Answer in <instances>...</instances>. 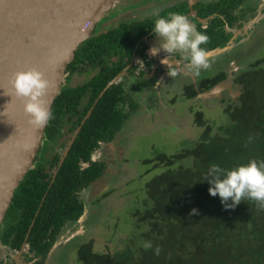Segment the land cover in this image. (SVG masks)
<instances>
[{"label":"trees","instance_id":"trees-1","mask_svg":"<svg viewBox=\"0 0 264 264\" xmlns=\"http://www.w3.org/2000/svg\"><path fill=\"white\" fill-rule=\"evenodd\" d=\"M241 2L215 0L194 7L198 19L214 16L205 29L197 22V31L210 38L202 48L211 51L225 47L229 36L224 27L232 26V22L225 24L220 16L235 18L232 13ZM172 13L187 15V2L150 19L120 23L100 34L92 31L67 68V74L91 72L92 76L77 86L62 85L51 107L54 118L44 130V147L62 136V132L69 136L81 125L99 94L130 64L132 56L140 58L150 71L152 63L145 54L144 38L150 33L154 37L156 18ZM137 68L133 65L123 79L133 77ZM144 74V70L138 72L139 79L131 90L142 92L152 86L156 78H145ZM233 76L236 96L228 97L224 108L230 117L228 124L212 133L198 114L199 126H205L203 136L191 149L174 157L160 156V164L166 170L146 184L147 201L143 210L135 213V237L112 253H96L92 242L84 243L75 250L80 264H264V209L245 200L234 209L225 210L220 197L209 194L211 185L205 180L212 165L231 170L252 160L264 161V59ZM224 79V73L203 79L197 85L198 91L189 84L186 97L193 99L210 91ZM124 84L120 81L112 85L98 100L54 179L57 155L52 157L49 167L34 164L26 173L0 227L4 243L18 249L28 234L30 251L44 260L63 226L83 214L84 204L78 195L104 170L102 164L91 162L93 151L101 143H111L138 109ZM249 135L255 139L245 147ZM185 159H191L189 166H173ZM85 164L87 168H83ZM192 209H198V214L190 215ZM145 242H151L153 248L145 250ZM156 246L161 249L159 256L154 254Z\"/></svg>","mask_w":264,"mask_h":264},{"label":"rangeland","instance_id":"rangeland-1","mask_svg":"<svg viewBox=\"0 0 264 264\" xmlns=\"http://www.w3.org/2000/svg\"><path fill=\"white\" fill-rule=\"evenodd\" d=\"M167 1L170 0H120L119 4L114 6L96 25L94 33H104L122 22L150 17L155 13L154 11L158 10L156 7L164 5ZM192 17L195 18L194 15ZM197 22L196 19L192 22L195 27ZM201 24L204 27L207 26L206 22ZM249 25L251 28L252 24L248 23L243 26V30L236 26L231 31L238 37H244ZM263 27L261 25L253 32L249 40L240 39V41L236 36L232 38L226 44V52L210 56L211 68L201 70L196 78L213 79L221 72L228 73L229 66L227 63L220 62L218 56L227 55L230 51H233L232 54L241 52L237 61L238 67L241 68L248 67L257 59L264 58ZM244 41V44H239ZM147 45L151 52L154 44ZM154 58L150 71H146L140 65L139 69L145 70V78L154 77L163 71L162 68L167 67L158 60L162 57ZM230 62L234 65V61ZM139 69L137 72L140 71ZM184 70L187 72L186 68ZM135 77H138L137 73L133 75V78L131 77V80L125 82V89L137 103L138 109L123 124L111 143L101 144L100 154L95 157V160L103 162L106 167L97 181L79 193V198L86 205L83 221L75 223L68 229L67 238L64 239L71 240V243L64 251L65 256H61V264H80L75 250L87 242H92L96 253H112L127 245V240L135 237V213L143 210L144 202L147 201L146 184L166 170V167L160 164V156L174 157L184 150L191 149L193 144L203 136L206 125L211 127L213 133L217 127L224 126L230 121L224 108L229 100L227 89L231 88V85L220 84L204 92L203 95L190 99L186 97V87L192 83V79H188L184 74L174 79L168 77L162 85L163 90L156 89L157 83L156 87L150 86L141 94L131 91V85L136 81L133 80ZM89 78L90 75L87 74L86 77L81 75L63 82L71 87L80 85ZM235 91L230 90V95L235 97ZM153 97L163 99H152ZM198 114L205 122L204 127L198 124ZM61 145L59 141H55L47 153L41 151L36 157V166L43 161V158H48L52 147L58 148ZM190 164L191 159H185L177 161L173 166L185 167ZM65 240L60 241L58 246Z\"/></svg>","mask_w":264,"mask_h":264},{"label":"water","instance_id":"water-1","mask_svg":"<svg viewBox=\"0 0 264 264\" xmlns=\"http://www.w3.org/2000/svg\"><path fill=\"white\" fill-rule=\"evenodd\" d=\"M120 0H0V225L11 199L26 173L32 168L44 130L29 123L24 102L17 98L10 84L13 74L37 69L49 81L42 98L51 110L59 94L67 67L79 46ZM193 0H188V16L196 17ZM199 22L202 20L196 18ZM227 47L207 51L210 56L226 52ZM134 61V60H133ZM128 65L102 90L66 146L60 166L81 127L105 91L126 74ZM196 91L195 77L188 72ZM208 92V91H207ZM198 95H203L199 93ZM82 215L78 223L83 221ZM58 244L47 254L51 257Z\"/></svg>","mask_w":264,"mask_h":264},{"label":"clouds","instance_id":"clouds-1","mask_svg":"<svg viewBox=\"0 0 264 264\" xmlns=\"http://www.w3.org/2000/svg\"><path fill=\"white\" fill-rule=\"evenodd\" d=\"M153 31L160 40L161 49L168 54L161 60V64L168 67V75L173 79L178 73L176 69L169 67V57L177 52L189 61L185 67L195 76H199L201 70L211 68L209 54L201 47L207 44L210 38L197 31L186 15L172 13L168 17H158L154 21ZM151 54L153 55V50ZM10 84L14 95L24 102V113L29 117L30 124L39 129L54 118L53 112L42 99L49 88V81L42 72L34 68L16 72ZM254 139L253 135H249L245 147ZM205 180L211 185L209 194L212 197L218 195L225 210L234 209L245 200H251L259 209H264V161L258 163L252 160L231 170L212 165ZM197 214L198 209H192L190 215ZM143 247L149 250L153 245L151 242H145ZM160 252V247L156 246L154 254L159 256Z\"/></svg>","mask_w":264,"mask_h":264},{"label":"flooded vegetation","instance_id":"flooded-vegetation-1","mask_svg":"<svg viewBox=\"0 0 264 264\" xmlns=\"http://www.w3.org/2000/svg\"><path fill=\"white\" fill-rule=\"evenodd\" d=\"M184 1L187 2V5H188V0H170V1H167L164 5L162 6H159V7H156V9H158L157 11H154L155 13L153 15H151L150 17H147V18H144V19H150V18H153L155 16H157L158 14H160L161 12H164L166 11L167 9L171 8V7H174V6H178L179 4L183 3ZM215 0H201V1H197V0H193V5H192V10L195 12V15H196V11L194 10V7L198 4V3H211V2H214ZM241 5L232 13V16H234L235 18L233 19H228V18H225L223 16H220V19L226 24L228 21L232 22V26H226L224 27V30H225V34L229 36V40L228 42L232 39V38H235L238 37L237 34H234V32H232L231 30L234 29L236 26H239L238 28H241L243 30V26L245 24H252L251 28H250V25L248 28H246V32L244 33L245 36L244 37H238V39H243V40H249L252 35H253V32H255L256 30L259 29V27L262 25L264 26V0H241ZM189 9V7H188ZM154 10V9H153ZM189 12H190V9H189ZM189 14V13H188ZM188 14L186 15L188 18L192 19L193 21L197 18H193L192 16H188ZM212 18H214V16H210V17H207L205 19H200L202 20L203 22H206L207 23V26H208V23L210 20H212ZM257 18V19H256ZM253 19V20H252ZM140 20H143V19H140ZM192 20H190L191 22H193ZM197 20V19H196ZM252 20V21H250ZM136 21H139V20H136ZM134 22V21H132ZM253 22V23H252ZM122 23H128V22H122ZM198 23L201 25L202 28H206L204 26H202L201 22L198 21ZM198 23L196 24V29H197V25ZM264 28V27H263ZM240 29V30H241ZM154 33V31H153ZM243 34V35H244ZM153 34H149L147 35L145 38H144V42L146 44V50H145V54L147 55L148 59L151 61L152 63V59L154 58V56H156L154 59H158L160 57V63H161V60L164 59L166 56H168V54L163 51L161 49V45H160V40L158 39V37L156 35H154V37L152 36ZM241 41V40H240ZM245 41L243 43H239V44H244ZM227 42V43H228ZM148 43H152L154 44V48H152L153 50V54L154 56H152L151 52L149 51V47H148ZM226 43V44H227ZM238 44V45H239ZM226 46V45H225ZM155 52V53H154ZM233 51H230L227 55H220L218 56V58L220 57V62H223V63H227V65L229 66V71L228 73H224L226 74V79L222 80L221 83H219V85H224V86H232L231 88H228V96L229 98H231V95H230V90L231 91H235L236 87L233 86V79H234V74L236 73H239L240 71H243L244 69H247L248 67H244V68H241V67H238L237 65V61L239 60V57L241 56V52L238 51L236 54H232ZM226 54V53H225ZM264 58H261V59H257L253 62L256 63L260 60H263ZM134 60V61H133ZM217 60V59H216ZM234 61V65L233 62H230V61ZM131 61H133L132 65L128 68L130 69L133 65L134 66H138L137 70L140 68V65L141 67H144L145 68V65L144 63L140 60V58L136 57L135 55L132 56L131 58ZM130 61V63H131ZM73 62V61H72ZM71 62V63H72ZM142 63V64H141ZM189 63V61L185 60L182 58L181 54L179 52L171 55L169 57V67L170 68H173V69H176L177 70V76H179L180 74H183V72L185 71L184 68H186L185 66ZM215 63V62H214ZM130 65V64H129ZM166 66V65H165ZM68 68V67H67ZM127 69V70H128ZM142 69V68H141ZM187 69V68H186ZM127 70H126V73H127ZM137 70L135 71V73H137V76L138 77H135L133 80H138L139 79V75H138V72ZM140 70V69H139ZM144 69H142L143 71ZM145 70L147 71V69L145 68ZM144 70V71H145ZM163 71H161L159 74H156L154 77L156 78L155 82L152 84V87H156L155 84L157 85V81L159 78L160 81L158 83V87L156 89H160V90H163L161 89L162 88V85L163 83L167 80L168 77H170L168 75V67H164L162 68ZM141 71V70H140ZM187 72L189 74H193L191 71H189L187 69ZM223 73V72H221ZM220 73V74H221ZM89 74L90 77L92 76L91 72H85L81 75L85 76ZM79 74H67V70H66V75L64 77V81H67L69 78H72V77H77V76H81ZM194 75V74H193ZM219 75V74H218ZM216 75V76H218ZM126 76V74L120 79V81H125L127 82V80H131L133 77L130 76V77H126V79L124 80L123 78ZM176 76V77H177ZM215 76V77H216ZM132 77V78H131ZM194 77L196 78V76L194 75ZM214 77V78H215ZM188 79H190V77L187 76ZM90 79V78H89ZM88 79V80H89ZM212 79V78H211ZM203 79H198L196 78V85H198L199 82H201ZM119 81V82H120ZM64 84V82H63ZM192 84V83H190ZM193 85V84H192ZM132 86V85H131ZM124 87H125V84H124ZM217 87V85H216ZM215 88V87H214ZM213 88V89H214ZM132 92H134L133 90H131ZM127 92V91H126ZM128 93V92H127ZM138 94H141V93H144V91L142 92H136ZM232 94V93H231ZM152 99H158V97H153ZM163 98H159L158 100H162ZM77 130V129H76ZM75 130V131H76ZM75 131L72 133V134H69V136L66 135V133L62 132V136H59V137H56L54 139L53 142H50L48 143V145L46 147H44V139L42 138V141H41V147L40 149L38 150L37 152V155L36 157H38V155L41 153V151H45L46 153L48 152V150L50 149V146L55 143V141H59L62 145L61 147H58V148H54L52 147V151L51 153H49V156L47 159L43 158V161L39 163L38 166L36 167H49V163L51 162V159L53 156H59V160H58V164L56 166H54V169H53V172H52V178L54 179L56 173H57V170L60 168V159L62 158L63 156V152L66 148V146L68 145V143L71 141L72 139V136L74 135ZM64 134V135H63ZM102 144V143H101ZM101 144L98 146V148L96 150L93 151L92 153V156H91V162L92 163H99V164H102L104 166V169H105V165L103 162L99 161V160H95V157L99 156V151L100 149L102 148ZM68 155V154H67ZM36 157L34 158V161H33V164H32V167L33 165L35 164L36 165V162H37V159ZM66 158V157H65ZM35 162V163H34ZM87 168L88 165L85 164L83 166V168ZM56 168V169H55ZM104 171V170H103ZM102 176V175H101ZM98 180V179H97ZM96 180V181H97ZM95 182V181H94ZM92 182L89 187L94 183ZM79 196V195H78ZM80 199V198H79ZM81 200V199H80ZM82 201V200H81ZM83 202V201H82ZM84 204V211H83V214L85 212V209H86V205L85 203L83 202ZM82 214V215H83ZM81 215V216H82ZM80 216V217H81ZM79 217V218H80ZM14 219V218H13ZM79 220V219H78ZM78 220H76L75 222L73 223H69V224H65L63 226V228L61 229L60 233L57 235L56 237V241L55 243L52 245V247L55 245V244H58L59 245V242L62 240H65L67 237V232H68V229L74 225L75 223H78ZM3 222V221H2ZM13 221L11 220L10 223H12ZM9 223V224H10ZM2 226V223L0 225V227ZM5 228V227H4ZM66 237V238H65ZM63 238V239H61ZM65 238V239H64ZM28 239V234L26 235L25 239H24V242L22 243V245L20 247H18V249H15V247H12L10 245V243H4L1 239H0V264H47V256L45 257L44 260H41V258L39 256H35L34 252L30 251V244L28 243L27 241ZM71 241V240H70ZM69 240L66 241L64 243H62L60 246L57 247L56 251L51 255V257L48 259V264H61L60 263V259H61V256L65 254V250L68 248L69 244L71 243ZM51 247V248H52ZM65 256V255H64ZM42 261V262H41Z\"/></svg>","mask_w":264,"mask_h":264}]
</instances>
